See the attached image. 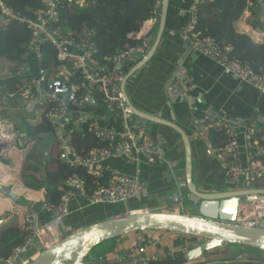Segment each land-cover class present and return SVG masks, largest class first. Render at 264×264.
Here are the masks:
<instances>
[{"label": "crops", "instance_id": "1", "mask_svg": "<svg viewBox=\"0 0 264 264\" xmlns=\"http://www.w3.org/2000/svg\"><path fill=\"white\" fill-rule=\"evenodd\" d=\"M193 2L194 0H169L159 39L162 0H156L152 9L153 17L143 22L133 32L134 41L146 42L149 49L158 38L155 54L146 67L130 78L125 85V92L132 104L144 114L174 123L185 130L192 146V179L199 191L205 193L220 192L228 187V182L236 184L235 187L238 190L245 189L248 185L263 190L262 183L250 184L245 176L237 180L227 178L220 162L221 153L224 152L227 143L226 137L219 132V136L214 139V142H211L207 131L208 128L214 127L217 123L229 124L238 134L239 144L243 146V134L246 128L264 131V95L258 94L254 88L248 85L240 84L235 78L223 74L222 69L215 62L190 51L185 46L181 40L180 32L188 24L189 18L186 15H180V12L188 10ZM233 9L234 4L230 0H223L220 4L207 8L205 17L211 23L220 22L229 19ZM252 14L253 11L252 13L246 11L234 23V29L239 34L247 35L254 43L261 44L264 41V32L251 27L249 21ZM261 21L264 23V9ZM203 33L207 35L206 32ZM149 40L151 41L150 44L148 43ZM136 57L119 67L124 79L129 76L136 64L143 58L141 56ZM40 71L41 64H39L36 54H30L27 61H23L19 66L6 61L0 62V83L6 79H11L13 75H23L19 91L16 94H3V88L0 86V119L10 125L13 131L8 142L11 146L8 147L10 151L15 149L16 152L24 154L33 142L24 133L23 124L25 122L34 126L40 122L39 119L36 121L28 119L29 116L36 113L27 111L32 103L20 99L18 94L23 92L26 85L38 79ZM178 74L184 80L179 79L177 81L178 87L174 89L175 96L168 98L165 86ZM180 86L183 89L187 87L186 93L178 94ZM29 92L37 98L42 90L32 87ZM184 97L186 101L182 100ZM168 99L170 103H168ZM94 104V106L89 107L87 112L91 113L103 128L122 131V119L117 113L106 112L101 108L99 101H94ZM194 109L197 110L196 118H202V120L204 118L201 124L203 130L200 135L195 133L197 128L194 131L192 125L186 123L187 120L191 119V111ZM209 118L211 120H208ZM130 125L133 128L145 125L149 136L160 137L162 161L157 164H148L141 160L135 164L125 159L111 158L104 165L119 174L138 178L146 188L145 195L131 199L126 203L92 205L80 194H75L69 203V215L64 220V227L69 234L132 212H171L195 215L191 211L182 212L190 205V197L185 186V152L181 137L171 128L148 122L144 124L141 119L136 117L130 118ZM71 129L70 125H66L65 133L69 135ZM56 151L58 152L57 148ZM249 154L251 152L242 148L239 162L243 170L248 168ZM10 158L5 157L11 166L0 163L8 171L15 168L13 159ZM24 162L22 161L19 168L23 167ZM260 168L264 173V159L260 162ZM13 173H17L23 183L21 173L15 170ZM0 184L5 186L10 184L15 188L17 186L15 182L9 184L0 182ZM23 186L25 187L24 183ZM0 188L1 193L11 199L13 205L15 204L11 211L0 216V230L9 225H18L19 228L26 230L25 220L29 214L35 215L39 224L47 223L52 219L50 214L43 209L46 194L44 190L33 191L25 187L31 192L40 194L38 201L31 202L24 196L16 197L10 187L0 185ZM166 198L173 201L180 198L181 205L169 206V204L164 203ZM245 213L246 215L244 214L241 220H244L248 215L249 210L247 208ZM142 237L153 239V244L141 256V259L148 263L169 262L181 257L199 244V241L194 238L169 232L135 233L116 239L114 249L106 253L105 259L97 257L89 262L99 264L101 260L110 262L130 261L126 259V254L135 248L138 239ZM38 253L39 251L35 247L26 249L25 252L20 249L10 261L14 262L20 254L18 264H24L30 262ZM185 264H264V253L250 248L229 246L207 253L193 263Z\"/></svg>", "mask_w": 264, "mask_h": 264}, {"label": "built area", "instance_id": "2", "mask_svg": "<svg viewBox=\"0 0 264 264\" xmlns=\"http://www.w3.org/2000/svg\"><path fill=\"white\" fill-rule=\"evenodd\" d=\"M37 1L40 8L31 16H26L15 12L0 0V30L7 29L11 24H18L29 32L27 50L21 58L23 61H27L30 54H36L37 60L41 64L42 57L38 52L39 45L50 43L57 52V61L70 64L77 76L78 83L72 82L71 79L75 74L62 65L50 75L41 70L38 79L26 85L23 92L21 91L18 96L27 103L38 101L33 112L38 114L39 122L44 117L53 128L52 132L56 137L55 146L58 149L59 161L62 164L71 168L82 167L86 170V174L94 179L108 176L105 185L96 182L92 193L87 194L84 191V182L77 175H74L66 182L69 190L59 187V191L63 193L60 204L58 206H43V209L52 217L49 222L39 224L33 214L26 217L27 236L22 249L35 247L40 253L44 249L60 243L69 234L64 227V220L69 215V203L75 196L73 187H79L80 195L92 205L126 203L131 199L145 195L146 188L138 178H130L106 167L104 163L108 159L121 158L135 164L144 160L148 164H157L162 161L163 155L159 136H149L145 125L131 127L130 118L134 116L121 90L124 76L119 67L136 56H146L149 45L146 42H139L135 46H126L121 52L108 58L106 60L107 65L103 66L94 58L95 50L91 42V33L83 29L78 37V43H75L72 40L64 39L57 27L63 4L83 8L85 0ZM214 3L215 0H194L188 10L180 12V15H186L189 18L188 24L180 32L182 42L190 51L215 62L222 69L223 74L235 78L240 84L248 85L254 88L258 94L264 95L263 70L257 72L241 65L231 56L232 46L219 44L197 29L199 10L203 6H210ZM134 36V33L128 34L129 39L134 40ZM107 67L111 68L108 70ZM41 83L49 85L58 83L60 86L67 87V93L74 96L71 103L75 106L87 103L89 100L96 101L94 96L97 95L103 110L109 113H117L121 117L122 131L103 128L91 113L82 111L78 107L75 111H68L67 106L56 96L39 93L40 96L35 98L29 90L32 87L38 88ZM61 121L64 124H61ZM66 125H70L72 128L69 135L65 133ZM84 127L104 147L93 148L81 156L72 148L70 135ZM214 128L227 140L220 158L227 178L237 180L245 176L250 184L262 183L264 190V173L260 168V162L264 159V147L260 146L257 141L258 135L264 137V131L246 128L243 134L244 145L241 146L238 142V134L229 124L217 123ZM5 133L9 135L5 136ZM12 133V127L0 119V158L5 159V155L2 154L6 151L2 152L1 149L3 146H10L8 141ZM38 143V140L31 142L27 150H30L33 144ZM242 148L251 152L246 170L242 169L239 162ZM246 208L249 213L244 220H241V217L238 218L240 224L253 227L264 224V196H258L257 201L246 206L245 210ZM152 244V238H140L138 245L136 244L135 248L127 252L126 259L130 261L142 260L143 252ZM12 263L10 260L7 262V264Z\"/></svg>", "mask_w": 264, "mask_h": 264}, {"label": "trees", "instance_id": "3", "mask_svg": "<svg viewBox=\"0 0 264 264\" xmlns=\"http://www.w3.org/2000/svg\"><path fill=\"white\" fill-rule=\"evenodd\" d=\"M15 12L31 16L40 8L37 0H2ZM223 0H215L210 6H203L198 13L197 29L206 32L215 42L230 45L233 48L232 58L241 65L247 66L254 71H264V41L261 44L254 43L247 35L239 34L234 29L236 23L246 11L253 14L249 21L253 29L264 32V23L261 21L264 9V0H230L234 4L233 13L229 19L220 22H212L205 17L206 9L218 5ZM156 0H85V6L78 8L70 4H63L60 10V22L57 25L64 39L78 43V37L83 29L91 33V42L95 54L94 58L103 66L106 60L118 54L126 46H135L139 42L128 38V34L135 32L139 26L150 20L152 9ZM30 34L22 26L11 24L7 29L0 30V62L6 61L19 66L23 61L22 56L27 50ZM41 54V70L50 75L55 69L66 66L71 72L70 64L60 63L56 59V50L50 43L39 45ZM111 67H107L109 70ZM74 73V72H73ZM75 74V73H74ZM23 75H13L0 83L3 94H16L23 80ZM75 76L72 82L78 83ZM9 99V98H8ZM94 99L99 100L95 95ZM10 101V99H9ZM24 133L30 141H35L41 134L51 132L53 129L49 122L42 117L40 123L31 126L23 124ZM208 138L211 142L219 136V131L214 127L208 128ZM213 138V139H212ZM258 143L264 147V137L258 135ZM72 148L81 156L87 154L93 148H102L96 138L88 133L86 127L75 131L70 135ZM38 144L27 156L22 167L21 179L27 189L33 191H45V207L58 206L63 193L59 187L69 190L66 182L69 178L77 175L84 182V191L92 193L95 183L105 185L108 176L99 179L86 174L82 167L71 168L59 161L56 146L53 149L50 162L43 168L42 155L38 151ZM27 232L18 225H9L0 230V264H6L16 255L17 250L24 247ZM116 240V239H115ZM115 240L108 253L114 248ZM111 250V251H110ZM105 253L100 259H105Z\"/></svg>", "mask_w": 264, "mask_h": 264}, {"label": "water", "instance_id": "4", "mask_svg": "<svg viewBox=\"0 0 264 264\" xmlns=\"http://www.w3.org/2000/svg\"><path fill=\"white\" fill-rule=\"evenodd\" d=\"M169 0H162V17L160 19V27L158 38L160 39L165 21L167 5ZM149 49L146 56H144L135 66L133 71L127 76L121 85V90L124 93L127 105L132 110V115L143 121L144 124L153 123L161 126L171 128L181 137V141L185 152V186L189 195V201L195 208V215L176 214L171 212H132L123 214L103 222H99L81 230L74 231L68 234L60 243L44 249L37 254L27 264H91L87 262L88 257L92 251L101 244L115 240L124 236L135 233L146 232H169L180 234L194 238L199 241V244L184 253L181 257L165 262L148 263L147 261H105L101 260L99 264H185L193 263L202 258L205 254L221 248H228L229 246H240L256 250L264 253V224L258 226H247L240 224L238 218L245 214V207L257 201L258 196H264V190L248 185L247 188L238 190L233 182H228V187L220 192L205 193L197 189L192 179V146L189 137L185 130L179 125L162 121L157 117L144 114L138 110L128 98L125 92V85L130 78L138 71L147 66L155 54L157 48V40ZM150 44L151 41L149 40ZM184 80L180 74L165 86V92L169 97L175 96V88H177V81ZM37 90L41 89V94L47 93L50 96H56L66 106L68 111H75L77 107L82 111H87L90 106H94V101L89 100L79 106L72 105L73 94L67 93L68 89L65 86H60L58 83L49 85L41 83ZM187 87L183 89L180 86L178 94H184ZM169 100V99H168ZM186 101V98H182ZM170 103V100L169 102ZM38 101H35L27 108V111H33ZM197 110L191 111V119L186 123L192 125L196 134L200 135L203 130L201 124L204 118H196ZM69 118V116H68ZM208 120H211L209 118ZM64 124L63 121L60 122ZM231 123V122H229ZM200 138V136H198ZM38 151L42 155L41 162L43 168L50 162L52 152L55 147L56 137L51 131L46 134L38 136ZM26 150L23 159H26L30 151ZM23 147V146H22ZM0 163L11 166V163L4 158H0ZM22 166L20 169V173ZM75 194H80L79 187H73ZM1 192V188H0ZM165 204L169 206H180L181 199L176 201L164 199ZM1 224V223H0ZM26 249H23L25 252ZM20 254L13 262L18 264Z\"/></svg>", "mask_w": 264, "mask_h": 264}, {"label": "bare ground", "instance_id": "5", "mask_svg": "<svg viewBox=\"0 0 264 264\" xmlns=\"http://www.w3.org/2000/svg\"><path fill=\"white\" fill-rule=\"evenodd\" d=\"M8 135L9 134L5 133V136H8ZM1 151L2 152L6 151V153H4L2 155H5V157L6 156L11 157L13 159L15 171L18 172V169H19V173H20L21 167L19 168V166L21 165V163L24 159L25 153L24 154L18 153L15 150L10 151V150H8L7 146H3ZM2 165H4V164H2ZM2 165L0 164V182H2L4 184H8L10 182H15L17 184L15 191H14L15 195L20 196V197L24 196L27 200H29L31 202L32 201H38L40 199V194H37L35 192H31L23 186V184H22L21 180L19 179V176L17 175V173H13L11 171H8ZM14 205H13V202L11 199L5 198L2 195H0V216L5 214L6 212L11 211L13 209Z\"/></svg>", "mask_w": 264, "mask_h": 264}, {"label": "rangeland", "instance_id": "6", "mask_svg": "<svg viewBox=\"0 0 264 264\" xmlns=\"http://www.w3.org/2000/svg\"><path fill=\"white\" fill-rule=\"evenodd\" d=\"M136 58H139V57H136ZM28 119H31L32 121H36L37 119H39V116H38V114L36 113V114H33V115H31V116H29V118ZM21 169V168H20ZM14 170H15V168H12V169H10L9 171H11V172H14ZM18 172H19V169H18ZM9 184V183H8ZM23 184V183H22ZM1 186H3V187H10L11 188V190H12V193L15 195V187L14 186H12V185H8V186H5V185H2V184H0ZM13 187V188H12ZM3 192V191H2ZM8 194H10V193H8ZM0 195H2L3 197H5L1 192H0ZM16 197H19V196H17V195H15ZM5 198H7V197H5ZM9 199V198H8ZM188 211H191V212H193V214H196V210H195V208L192 206V204H191V202H190V205L189 206H187V209L186 210H183L182 212H188ZM2 219V218H1ZM112 241V240H111ZM111 241H108V242H105V243H103V244H101L100 246H98V247H96L93 251H92V253L90 254V256L88 257V259H87V262H89L91 259H96L98 256H102V255H104L105 253H108V250L110 249V246H111V244L112 243H109V242H111ZM140 242V239H138V242H137V245H138V243ZM115 244V243H114ZM114 249V248H113ZM112 249V250H113ZM111 251V250H110ZM92 264H94L93 262H91Z\"/></svg>", "mask_w": 264, "mask_h": 264}, {"label": "clouds", "instance_id": "7", "mask_svg": "<svg viewBox=\"0 0 264 264\" xmlns=\"http://www.w3.org/2000/svg\"><path fill=\"white\" fill-rule=\"evenodd\" d=\"M33 150V149H32Z\"/></svg>", "mask_w": 264, "mask_h": 264}]
</instances>
